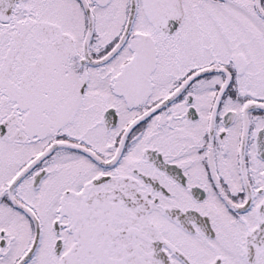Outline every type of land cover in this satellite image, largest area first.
<instances>
[{
    "label": "snow or ice",
    "instance_id": "obj_1",
    "mask_svg": "<svg viewBox=\"0 0 264 264\" xmlns=\"http://www.w3.org/2000/svg\"><path fill=\"white\" fill-rule=\"evenodd\" d=\"M0 264H264V0H0Z\"/></svg>",
    "mask_w": 264,
    "mask_h": 264
}]
</instances>
